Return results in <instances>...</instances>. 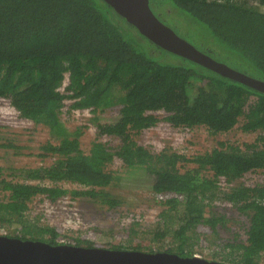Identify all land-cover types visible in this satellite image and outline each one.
Masks as SVG:
<instances>
[{
    "label": "trees",
    "instance_id": "trees-1",
    "mask_svg": "<svg viewBox=\"0 0 264 264\" xmlns=\"http://www.w3.org/2000/svg\"><path fill=\"white\" fill-rule=\"evenodd\" d=\"M150 2L196 22L209 41L193 45L198 50L264 81V0ZM0 98L35 130L49 133L37 155L50 163L0 165V227L21 226L6 236L62 243L56 227L37 228L25 219L36 196L51 202L86 196L108 208L121 204L113 190L122 179L112 167L118 160L125 173L142 177L134 184L145 185L161 209L139 241L131 226V244L110 242L107 248L141 250L152 242L156 252L191 256L212 247L210 258L229 264H259L264 256V183L239 182L249 171H264L263 91L154 44L105 0H0ZM66 101L68 110H118L103 122L90 118L97 138L87 153L80 144L82 130H68L61 120ZM159 121L203 126L212 135L238 129L256 136L244 146L219 141L189 157L171 150L154 153L136 137ZM16 142L0 137V149L20 155L25 146ZM219 176L227 188L218 185ZM218 228L229 235L221 236ZM86 231L71 238L75 245L103 247Z\"/></svg>",
    "mask_w": 264,
    "mask_h": 264
},
{
    "label": "rangeland",
    "instance_id": "rangeland-1",
    "mask_svg": "<svg viewBox=\"0 0 264 264\" xmlns=\"http://www.w3.org/2000/svg\"><path fill=\"white\" fill-rule=\"evenodd\" d=\"M155 15L167 26L175 29V32L183 39L193 45L209 44V41L204 35L197 31L196 22L189 19V17L179 14L177 11H163V7L158 8V3L150 2ZM160 10V11H159ZM168 10V8H166ZM196 36L192 37V33H196ZM69 101H66L65 106L62 108L61 120L68 130L79 127L82 130L80 136L81 148L85 153L90 148L92 140L97 138V134L94 130L96 127L90 118H96L99 116L100 120L106 121L110 118L118 115L117 108H110L100 113H95L90 110L81 111H69ZM162 130H158L162 134ZM157 132V131H156ZM155 135H158L155 133ZM163 135V134H162ZM256 134L243 133L238 129H233L229 132L217 133L212 135L208 130L199 126L193 129L188 141L187 155L193 154L205 149H211L217 146L219 141H230L238 143L240 146H244V143H250L255 140ZM0 137L6 140H17V144L25 146L21 148V154L15 155V150L0 149V165L8 164L11 162L15 167L22 166H39L41 164L50 163V159H41L37 152L39 151V145L45 142L49 138L48 130L45 128H33L32 123L23 120L18 116V112L12 107L7 99L0 98ZM160 135L156 138L160 139ZM100 139L103 142H108L110 146H114L116 142L109 137H102ZM139 143H143L148 146L147 139L143 135L138 134L136 137ZM165 142L170 141L163 135ZM187 167L191 164H183ZM115 170L122 173V179L117 185H114L113 190L122 198L121 204L116 207L108 208L107 205H100L94 199L90 197H77L71 198L67 195L61 198L57 203L49 210L44 209L45 204L39 200V196L34 197L32 202H29V209L25 212V219L30 224L40 228L45 225L56 227L64 236V241L74 243L73 239L76 237L78 231L84 232L86 228H89L88 236L95 242L102 244L103 247L110 245V242L116 243L117 241L122 244H131L129 237L127 236L128 230L131 226L139 231V235L135 237V241H139V236L143 235V231L151 228L153 224L158 220L159 211L161 207L151 201L152 194L148 193V189L145 185H135L134 183L140 182V178L130 175V172H124V167L118 160L112 164ZM262 174L257 173H245L241 178L242 181L249 184L256 182H262ZM131 177L137 178L136 182H133ZM122 181V182H121ZM240 182V180H239ZM133 183V184H132ZM143 183V182H142ZM67 188H79L75 184L63 183ZM234 185V183H233ZM151 195V196H150ZM233 215L238 217L235 210H230ZM229 211V212H230ZM135 223L139 225L136 226ZM0 227V234H12L11 231L20 232L21 226L10 224ZM86 227V228H85ZM95 227L96 229H94ZM219 233L223 237L229 235L226 228H218ZM15 233V232H14ZM86 233V234H87ZM149 247L156 251L158 249L155 243L149 242ZM130 246V245H129ZM199 246V244L197 245ZM149 247H145L141 250L150 251ZM200 248V247H199ZM161 249V248H160ZM196 251L195 255L201 256L206 259H211L209 253L213 251L212 247H203ZM162 251V250H160ZM219 261V259H217ZM259 264H264V256L260 258Z\"/></svg>",
    "mask_w": 264,
    "mask_h": 264
},
{
    "label": "water",
    "instance_id": "water-1",
    "mask_svg": "<svg viewBox=\"0 0 264 264\" xmlns=\"http://www.w3.org/2000/svg\"><path fill=\"white\" fill-rule=\"evenodd\" d=\"M154 44L264 92V81L217 61L181 38L152 11L149 0H105ZM0 264H229L198 255L150 252L9 237L0 234Z\"/></svg>",
    "mask_w": 264,
    "mask_h": 264
},
{
    "label": "built area",
    "instance_id": "built-area-1",
    "mask_svg": "<svg viewBox=\"0 0 264 264\" xmlns=\"http://www.w3.org/2000/svg\"><path fill=\"white\" fill-rule=\"evenodd\" d=\"M66 83H67V77L63 80V84H62L63 87ZM63 87H61V88H63ZM81 110H90V109L89 108L72 109L69 111H81ZM194 128H196V127H194ZM194 128H190L187 126L174 127L168 122L159 121L156 126L143 129L140 132V135H142V136L144 135L146 137V139H147L146 142L148 143V146L144 145L143 143L142 144L154 153H158V152L165 151V150H173V151H176L178 153H181V154L188 156L187 155L188 154L187 153V150H188L187 144H188V141L191 140L190 136H191V132L193 131ZM158 130H162L161 132L164 135V137H166L170 141L165 142L163 140V135L161 133H159ZM94 131L96 132V130H94ZM155 133H157L158 135L161 136L160 139L156 138L158 135H155ZM189 156H192V154H189ZM248 173L262 174L263 176H261V175H259V176H261L262 179L264 178V171L263 170L249 171ZM241 178H240V181H242ZM261 183H264V180L262 182H256L254 184H252V183L249 184V183L244 182V185L250 186V185L261 184ZM218 185L221 188H227L230 184L227 183V181L225 180V178L223 176H219L218 177ZM41 196H39V199L42 198ZM65 196H67V195H65ZM65 196H63V197H65ZM63 197H60L57 201H59ZM40 201H42L45 204L44 209H46V210L51 209L57 203V201L51 202L47 198L42 199ZM61 242H65L64 239H61Z\"/></svg>",
    "mask_w": 264,
    "mask_h": 264
},
{
    "label": "clouds",
    "instance_id": "clouds-1",
    "mask_svg": "<svg viewBox=\"0 0 264 264\" xmlns=\"http://www.w3.org/2000/svg\"><path fill=\"white\" fill-rule=\"evenodd\" d=\"M166 151V150H165ZM170 151V150H169ZM171 151H173V150H171ZM86 228V227H85ZM87 229V228H86ZM1 235H5L6 236V234H1ZM9 237H11V236H9ZM62 239V238H61ZM74 244V243H71V242H69V241H65V242H62V243H60V244ZM75 245V244H74ZM165 252V251H164Z\"/></svg>",
    "mask_w": 264,
    "mask_h": 264
}]
</instances>
